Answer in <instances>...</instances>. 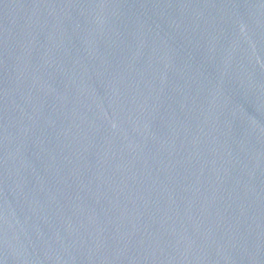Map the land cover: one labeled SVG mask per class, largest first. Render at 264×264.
Instances as JSON below:
<instances>
[{
  "label": "water",
  "instance_id": "water-1",
  "mask_svg": "<svg viewBox=\"0 0 264 264\" xmlns=\"http://www.w3.org/2000/svg\"><path fill=\"white\" fill-rule=\"evenodd\" d=\"M64 264H264V0H0Z\"/></svg>",
  "mask_w": 264,
  "mask_h": 264
}]
</instances>
